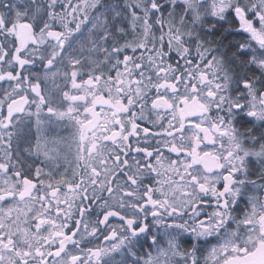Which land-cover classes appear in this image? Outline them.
Masks as SVG:
<instances>
[{"label":"snow or ice","instance_id":"6c2138e0","mask_svg":"<svg viewBox=\"0 0 264 264\" xmlns=\"http://www.w3.org/2000/svg\"><path fill=\"white\" fill-rule=\"evenodd\" d=\"M0 264H264V0H0Z\"/></svg>","mask_w":264,"mask_h":264},{"label":"rangeland","instance_id":"374dc122","mask_svg":"<svg viewBox=\"0 0 264 264\" xmlns=\"http://www.w3.org/2000/svg\"><path fill=\"white\" fill-rule=\"evenodd\" d=\"M58 132H60L61 134H67L63 129H57Z\"/></svg>","mask_w":264,"mask_h":264}]
</instances>
